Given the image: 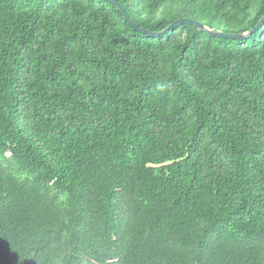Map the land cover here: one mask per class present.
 <instances>
[{
	"label": "trees",
	"instance_id": "trees-1",
	"mask_svg": "<svg viewBox=\"0 0 264 264\" xmlns=\"http://www.w3.org/2000/svg\"><path fill=\"white\" fill-rule=\"evenodd\" d=\"M116 1L154 32L264 16ZM0 264H264V24L0 0Z\"/></svg>",
	"mask_w": 264,
	"mask_h": 264
},
{
	"label": "water",
	"instance_id": "water-1",
	"mask_svg": "<svg viewBox=\"0 0 264 264\" xmlns=\"http://www.w3.org/2000/svg\"><path fill=\"white\" fill-rule=\"evenodd\" d=\"M109 1H111L124 14V16L129 20L131 25L137 28L141 33L146 34L148 36H152V37H158L161 35H165L167 32L171 31L172 29L179 27L181 25L187 24V25H192L196 27L198 30L207 32L216 37L234 39V40H245L251 37L255 32H257L260 29V27L264 24V16H263L253 29L246 31V32L230 33V32H225V31L218 30L215 28L214 29L210 28L206 26L204 23L193 20V19L180 18L172 22L163 31L154 32V31H149L143 27H138L137 25H135L134 22L127 15L125 8L119 2H117L116 0H109Z\"/></svg>",
	"mask_w": 264,
	"mask_h": 264
}]
</instances>
